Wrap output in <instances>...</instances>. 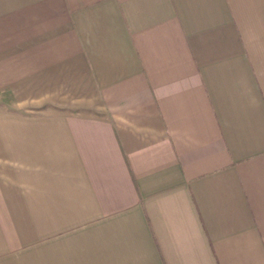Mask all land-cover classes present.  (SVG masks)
Segmentation results:
<instances>
[{"label": "crops", "instance_id": "0c3cea01", "mask_svg": "<svg viewBox=\"0 0 264 264\" xmlns=\"http://www.w3.org/2000/svg\"><path fill=\"white\" fill-rule=\"evenodd\" d=\"M0 264H264V0H0Z\"/></svg>", "mask_w": 264, "mask_h": 264}]
</instances>
